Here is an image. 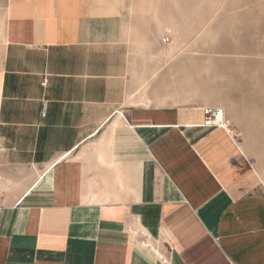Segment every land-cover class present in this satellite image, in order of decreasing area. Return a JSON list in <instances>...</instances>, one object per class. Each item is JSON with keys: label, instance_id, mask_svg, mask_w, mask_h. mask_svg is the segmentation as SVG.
<instances>
[{"label": "crops", "instance_id": "1", "mask_svg": "<svg viewBox=\"0 0 264 264\" xmlns=\"http://www.w3.org/2000/svg\"><path fill=\"white\" fill-rule=\"evenodd\" d=\"M243 9L0 0V264H264L258 48L196 34Z\"/></svg>", "mask_w": 264, "mask_h": 264}, {"label": "rangeland", "instance_id": "2", "mask_svg": "<svg viewBox=\"0 0 264 264\" xmlns=\"http://www.w3.org/2000/svg\"><path fill=\"white\" fill-rule=\"evenodd\" d=\"M244 12H251L248 14L251 16L249 19L245 18L242 21H221V20H200L197 23V36L198 39H205V35H208L211 25H218L216 27H223V23H229L235 28V23H241L238 29L241 28V32L238 30L239 36L234 37L237 40L240 39L242 34L244 48H258V51L250 53L249 57L253 56L258 58L260 61L259 75L264 76V0H243ZM253 17V18H252ZM214 27V26H213ZM227 27V26H226ZM224 28H220L223 30ZM243 29V30H242ZM214 31V29H213ZM241 33V34H239ZM205 34V35H204ZM217 34V33H216ZM224 39V36H221ZM203 42L197 40V42ZM207 41V39H206ZM210 41L208 37V42ZM252 54V55H251ZM262 81V79H261ZM262 86V85H261ZM252 126L254 130L242 131L239 135L242 137L244 142L248 145L247 150L255 157L258 161L259 166L264 174V116H261L258 124L245 125V127Z\"/></svg>", "mask_w": 264, "mask_h": 264}, {"label": "built area", "instance_id": "3", "mask_svg": "<svg viewBox=\"0 0 264 264\" xmlns=\"http://www.w3.org/2000/svg\"><path fill=\"white\" fill-rule=\"evenodd\" d=\"M205 124L217 127L225 126V117L223 108L208 107L205 109Z\"/></svg>", "mask_w": 264, "mask_h": 264}]
</instances>
